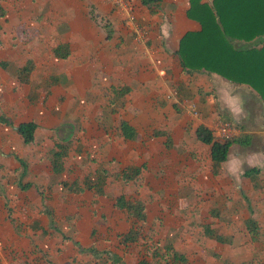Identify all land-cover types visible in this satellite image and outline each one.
Listing matches in <instances>:
<instances>
[{
  "label": "crops",
  "instance_id": "crops-1",
  "mask_svg": "<svg viewBox=\"0 0 264 264\" xmlns=\"http://www.w3.org/2000/svg\"><path fill=\"white\" fill-rule=\"evenodd\" d=\"M129 1L138 9L0 0V264H136L145 251L121 242L130 228L121 194L144 201L145 240L180 264H264L262 100L216 73L181 69L179 40L198 29L188 0ZM221 120L238 134L213 166L196 129ZM23 122L36 125L28 143ZM127 167H140L137 178H123Z\"/></svg>",
  "mask_w": 264,
  "mask_h": 264
},
{
  "label": "trees",
  "instance_id": "trees-1",
  "mask_svg": "<svg viewBox=\"0 0 264 264\" xmlns=\"http://www.w3.org/2000/svg\"><path fill=\"white\" fill-rule=\"evenodd\" d=\"M161 0H140L142 5L155 6ZM186 15L198 23V29L187 31L180 38L175 51L178 64L189 74L194 72L216 73L237 85H247L264 104V0H188ZM59 49H55V53ZM28 64L19 71V75L29 72ZM36 125L23 122L17 126V132L23 141L33 140ZM123 138H133V129L121 122ZM199 141L210 145V160L213 166L227 159L229 148L235 138L222 141L215 138L212 129L200 125L196 129ZM62 153H53V170L63 167ZM140 167H127L123 178L135 179ZM258 172L257 168H247L245 175ZM90 189L92 185L85 183ZM94 185L95 192L100 187ZM69 189L76 190L72 185ZM79 190V188L77 189ZM115 205L125 212L129 230L121 237V242L142 244L145 253L138 255L136 264H149V257L162 259L167 264L170 258L180 264L182 256L171 249L159 250L153 241L143 233L146 220L145 203L140 198L126 197L121 194ZM149 237V236H148ZM144 238V239H143ZM142 240H145L142 242Z\"/></svg>",
  "mask_w": 264,
  "mask_h": 264
},
{
  "label": "built area",
  "instance_id": "built-area-1",
  "mask_svg": "<svg viewBox=\"0 0 264 264\" xmlns=\"http://www.w3.org/2000/svg\"><path fill=\"white\" fill-rule=\"evenodd\" d=\"M194 115H197V111H192ZM212 133L215 138H218L222 141L231 140L237 136V125L234 122L230 121H219L214 124L212 127Z\"/></svg>",
  "mask_w": 264,
  "mask_h": 264
},
{
  "label": "rangeland",
  "instance_id": "rangeland-1",
  "mask_svg": "<svg viewBox=\"0 0 264 264\" xmlns=\"http://www.w3.org/2000/svg\"><path fill=\"white\" fill-rule=\"evenodd\" d=\"M127 3H128V5H129L130 7H132L134 10H135V9H138L137 5L134 4V3H132L131 1L127 0ZM123 4H125V3L123 2ZM117 5H119V4H117ZM127 9H128V8H127ZM119 14L121 15V13H119ZM129 18H130V20L132 19V18H131V14H130ZM132 21L134 22V19H132ZM137 30H138V31L140 30V26H139V25L137 26Z\"/></svg>",
  "mask_w": 264,
  "mask_h": 264
}]
</instances>
